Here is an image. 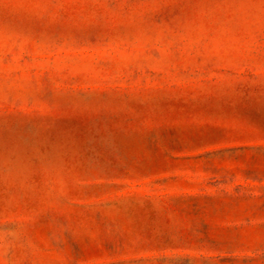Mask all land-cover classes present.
I'll return each instance as SVG.
<instances>
[{
    "label": "rangeland",
    "instance_id": "1",
    "mask_svg": "<svg viewBox=\"0 0 264 264\" xmlns=\"http://www.w3.org/2000/svg\"><path fill=\"white\" fill-rule=\"evenodd\" d=\"M0 264H264V0H0Z\"/></svg>",
    "mask_w": 264,
    "mask_h": 264
}]
</instances>
